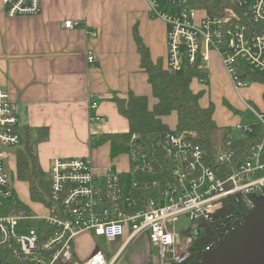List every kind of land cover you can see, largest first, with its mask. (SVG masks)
Here are the masks:
<instances>
[{
  "label": "built area",
  "instance_id": "built-area-1",
  "mask_svg": "<svg viewBox=\"0 0 264 264\" xmlns=\"http://www.w3.org/2000/svg\"><path fill=\"white\" fill-rule=\"evenodd\" d=\"M147 1L151 17L168 25L169 72L207 69L210 54L216 52L237 91L246 86L238 74L240 65L264 75V0H227L230 6L220 13H210L203 0ZM4 4L10 17L41 11L40 0ZM169 6L171 12L162 10ZM76 24L65 21L64 28ZM93 62L89 54L88 63ZM97 106L90 101L92 110ZM257 116L256 123L229 128L228 141L216 146L212 162L197 143L198 136L189 131H170L158 140L163 159L134 149L126 173L112 168L97 173L90 158L54 159L47 170L48 201L36 203L46 211L41 217L31 208L15 211L12 206L17 194L10 168L24 140L10 98L0 88V264H119L126 249L143 235L158 251L157 264H200L205 253L242 225L245 211L264 198V112ZM90 119L100 122L97 115ZM259 135L263 138L258 142L254 139ZM131 137L132 143L139 139L137 134ZM245 139L241 156L231 144ZM159 164L164 181L144 178L155 174ZM31 220L44 221L52 232L42 238L28 226ZM19 225L27 234L17 233ZM83 233L119 245L116 253L96 249L87 260H78L74 242Z\"/></svg>",
  "mask_w": 264,
  "mask_h": 264
},
{
  "label": "crops",
  "instance_id": "crops-1",
  "mask_svg": "<svg viewBox=\"0 0 264 264\" xmlns=\"http://www.w3.org/2000/svg\"><path fill=\"white\" fill-rule=\"evenodd\" d=\"M5 9L0 0V88L10 98L22 136L30 130L35 137L37 129H48L37 145L41 168L47 171L52 160L74 157L90 158L97 173L108 168L128 172L127 154L112 159L109 143H97L101 134L129 130V122L111 101L114 95L126 97L133 92L154 104L138 48L146 47L152 62L160 61L166 68L167 23L151 17L147 0H40L39 14L11 17ZM69 20L77 24L65 29L64 22ZM89 54L94 57L92 64ZM207 69L209 84L195 79L191 89L204 91L201 106L215 105L217 125L230 128L254 122L242 119L243 110L231 104L229 94L237 90L216 52L210 54ZM252 89L256 101V92L262 94L264 107V85L253 83ZM91 100L97 102L96 109L90 108ZM92 115L100 122H92ZM15 190L17 194L16 186ZM29 204H35L31 198ZM78 236L74 253L84 261L88 258L78 253ZM96 249L94 244L88 254Z\"/></svg>",
  "mask_w": 264,
  "mask_h": 264
},
{
  "label": "trees",
  "instance_id": "trees-1",
  "mask_svg": "<svg viewBox=\"0 0 264 264\" xmlns=\"http://www.w3.org/2000/svg\"><path fill=\"white\" fill-rule=\"evenodd\" d=\"M203 1L204 5L209 7L210 13H220L230 6L227 0ZM138 50L141 54V64L149 78L155 102L150 105L147 96H138L133 92H128L126 97L114 95L111 101L116 103L119 113L129 122V130L127 133L101 134L97 146L109 143L112 159L121 154H127L130 157L134 149L154 152L163 159L162 151L157 147L158 140L170 131H189L198 136L197 143L201 149H204L212 162L216 146L220 143L226 144L229 138L227 131L230 129L218 126L216 120L213 119L215 105L212 103L207 107L200 105L204 91L196 93L191 89V84L195 79H201L204 84H209L208 70L195 66L186 68L181 73L169 72L160 61L152 62L146 47L140 45ZM238 74L242 80L264 85V75L255 72L248 66L240 65ZM229 107L233 110L231 105ZM172 116L175 117L176 124L171 128L167 120ZM36 132L35 137L31 136L30 130L24 133L23 146L14 152L16 161L13 169H15L16 180L28 185V195L31 200L34 203H42L48 201L50 182L47 171L40 166L37 145L47 137L48 129H37ZM132 134L139 136V139L133 143L131 141ZM262 138L259 135L254 140L259 142ZM246 143V139L235 140L231 145L242 156L246 149ZM160 164L156 167L155 174L147 175L144 178L164 181L165 174L162 172ZM145 194L147 196L148 193ZM136 195L138 197L139 194L136 193ZM12 206L15 211L18 208L28 210L17 195L12 199ZM28 226L36 228L42 238L52 232V228L44 221L31 220Z\"/></svg>",
  "mask_w": 264,
  "mask_h": 264
},
{
  "label": "rangeland",
  "instance_id": "rangeland-1",
  "mask_svg": "<svg viewBox=\"0 0 264 264\" xmlns=\"http://www.w3.org/2000/svg\"><path fill=\"white\" fill-rule=\"evenodd\" d=\"M162 10L166 13L171 12L173 9L169 7H162ZM253 83L246 81V86L241 89V91H236V93L229 94L232 96L231 104L235 107L240 106V110H243V117L242 119H247L254 121L255 123L258 122V112H261L263 110V104H262V94L257 93V101L255 100V97L251 96V90ZM254 91V90H253ZM239 103V104H238ZM238 104V105H237ZM249 105V106H248ZM228 106V105H227ZM229 107V106H228ZM243 108V109H242ZM170 124V127H175L176 121L175 117L172 116L167 120ZM260 130V127H257V131ZM106 147L107 145H103ZM108 150V147H106ZM16 160V156H15ZM15 165H13L10 169H13ZM44 168V167H43ZM15 169H13L10 173L11 176V182L14 183V185L17 188V195L18 197L25 202V204H29L30 197H28V187L25 183H22L20 181H17L15 178ZM261 200V199H260ZM27 207V206H26ZM32 209L35 211L39 216L43 217L46 214V211H43L36 203L31 204L30 207H27V209ZM184 227H187V221L183 220ZM182 224V223H181ZM181 224L178 225L179 229ZM18 234H27V231L24 229H21V226L17 228ZM93 239H92V238ZM78 236L76 239H78V253L81 255V258L87 259L90 257L91 254H93V251L89 252V250L92 248L94 244H96V247L99 248L101 251H105L107 253H110L111 255L115 254L116 250L118 249V246L115 244L109 243L105 238L97 237V236ZM158 257V251L153 248V250L150 249L149 243H148V237L146 236H140L136 240L132 242V244L126 249L124 255L121 257L119 264H156Z\"/></svg>",
  "mask_w": 264,
  "mask_h": 264
},
{
  "label": "water",
  "instance_id": "water-1",
  "mask_svg": "<svg viewBox=\"0 0 264 264\" xmlns=\"http://www.w3.org/2000/svg\"><path fill=\"white\" fill-rule=\"evenodd\" d=\"M243 220L200 264H264V198Z\"/></svg>",
  "mask_w": 264,
  "mask_h": 264
},
{
  "label": "flooded vegetation",
  "instance_id": "flooded-vegetation-1",
  "mask_svg": "<svg viewBox=\"0 0 264 264\" xmlns=\"http://www.w3.org/2000/svg\"><path fill=\"white\" fill-rule=\"evenodd\" d=\"M248 211H249V209H247V211H245V213L242 216L244 217L247 214Z\"/></svg>",
  "mask_w": 264,
  "mask_h": 264
}]
</instances>
